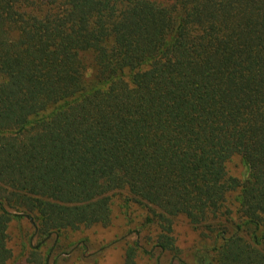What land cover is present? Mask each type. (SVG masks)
<instances>
[{
  "label": "trees",
  "instance_id": "trees-1",
  "mask_svg": "<svg viewBox=\"0 0 264 264\" xmlns=\"http://www.w3.org/2000/svg\"><path fill=\"white\" fill-rule=\"evenodd\" d=\"M122 189L160 251L184 215L198 264H264V0H0V264L22 217L27 264H67L46 240Z\"/></svg>",
  "mask_w": 264,
  "mask_h": 264
},
{
  "label": "rangeland",
  "instance_id": "rangeland-1",
  "mask_svg": "<svg viewBox=\"0 0 264 264\" xmlns=\"http://www.w3.org/2000/svg\"><path fill=\"white\" fill-rule=\"evenodd\" d=\"M229 174L240 179L246 175V166L238 154L226 162ZM236 192L228 200L231 207ZM110 221L107 225L94 223L78 229H66L58 235H51L44 243L43 253L52 249V257L67 264H122L128 246H136V264H198V256L213 245V234L191 223L184 215H178L173 222V237L177 252L160 251L154 246L157 227L145 222L146 209L128 198L125 189L117 190L110 200ZM37 236L27 218L13 219L8 226L7 244L11 256L7 264H27L31 244ZM61 263V261H60Z\"/></svg>",
  "mask_w": 264,
  "mask_h": 264
}]
</instances>
